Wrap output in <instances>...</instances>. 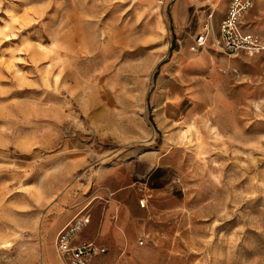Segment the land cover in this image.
<instances>
[{"label":"rangeland","instance_id":"obj_1","mask_svg":"<svg viewBox=\"0 0 264 264\" xmlns=\"http://www.w3.org/2000/svg\"><path fill=\"white\" fill-rule=\"evenodd\" d=\"M229 1L0 0V264H61L79 213L92 264H264V54L218 49Z\"/></svg>","mask_w":264,"mask_h":264},{"label":"built area","instance_id":"obj_2","mask_svg":"<svg viewBox=\"0 0 264 264\" xmlns=\"http://www.w3.org/2000/svg\"><path fill=\"white\" fill-rule=\"evenodd\" d=\"M252 8L251 0H230L226 11L214 34L218 49L225 55L235 57L244 52L247 55L264 54V37L252 33L245 26V17ZM214 13L209 14L212 19ZM206 26L203 32L195 39V48L203 47L212 35ZM139 206L145 207V200H139ZM88 224V217L77 214L72 217L56 234L55 249L61 264H92V262L105 255L107 249L100 246L95 240H80ZM138 245H144V240H139Z\"/></svg>","mask_w":264,"mask_h":264},{"label":"crops","instance_id":"obj_3","mask_svg":"<svg viewBox=\"0 0 264 264\" xmlns=\"http://www.w3.org/2000/svg\"><path fill=\"white\" fill-rule=\"evenodd\" d=\"M225 11H223V15ZM111 220L112 219H105L101 223L98 229V231L100 230L99 237L100 236L106 237L107 239L111 241V245H113L114 247H121L125 244L126 245L130 244L133 241L134 235L138 231L137 224L127 219L126 215L121 219L119 223L116 224L115 227H113V222ZM81 235L79 238L80 240H83V241L95 240L100 246L105 247L108 250V248L97 238L96 239H82Z\"/></svg>","mask_w":264,"mask_h":264},{"label":"bare ground","instance_id":"obj_4","mask_svg":"<svg viewBox=\"0 0 264 264\" xmlns=\"http://www.w3.org/2000/svg\"><path fill=\"white\" fill-rule=\"evenodd\" d=\"M84 210H86V208H84ZM84 210H83V211H84Z\"/></svg>","mask_w":264,"mask_h":264},{"label":"trees","instance_id":"obj_5","mask_svg":"<svg viewBox=\"0 0 264 264\" xmlns=\"http://www.w3.org/2000/svg\"><path fill=\"white\" fill-rule=\"evenodd\" d=\"M170 50H172V47H171V49Z\"/></svg>","mask_w":264,"mask_h":264}]
</instances>
